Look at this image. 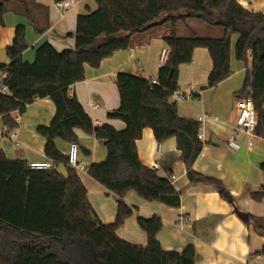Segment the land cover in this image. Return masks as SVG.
Wrapping results in <instances>:
<instances>
[{
    "label": "trees",
    "instance_id": "1",
    "mask_svg": "<svg viewBox=\"0 0 264 264\" xmlns=\"http://www.w3.org/2000/svg\"><path fill=\"white\" fill-rule=\"evenodd\" d=\"M95 1V10L78 15L73 50L57 55L45 42L36 47L34 61H26L23 53L30 44L26 26L20 24L7 49L9 62L0 65L7 74L3 83L8 91L0 90V116L7 132L19 126V116L38 98H52L57 110L49 124L37 128L46 137L45 154L54 166L34 168L27 160L8 158L0 149V264H92L91 254L106 264H196L193 243L181 251L162 247L159 215L138 216L140 228L148 235L147 245L130 242L117 233L136 210L125 200L130 190L146 200L172 207L181 204V193L172 179L160 177L155 167L141 159L137 141L146 127L153 129L159 142L175 136L190 181L213 185L223 198H233L222 180L194 169L205 143L199 137L203 121L181 116L172 95L179 90L180 65L192 62L198 47L208 48L212 56L209 87L230 77L234 73L232 37L238 34L235 56L245 64L246 75L235 95L255 100V135L264 138V12L245 8L238 0ZM34 2L0 0V19L14 10L28 16L36 30L43 32L32 13ZM194 19L211 32L190 26ZM180 25L185 26V34H179ZM157 31H163L169 50L158 82L130 71L119 72L121 104L108 116L123 120L126 128L96 124L72 86L85 79L86 65L97 68L115 52L133 47L137 35ZM77 128L93 134L107 148V157L91 163L87 171L116 196L113 222L101 220L77 168L57 147V138L78 142ZM60 163L66 166V174L58 170ZM261 168L264 171V162ZM263 196L264 191L252 193L256 200ZM247 223L264 236V217L250 214ZM259 254L264 256V245Z\"/></svg>",
    "mask_w": 264,
    "mask_h": 264
},
{
    "label": "crops",
    "instance_id": "2",
    "mask_svg": "<svg viewBox=\"0 0 264 264\" xmlns=\"http://www.w3.org/2000/svg\"><path fill=\"white\" fill-rule=\"evenodd\" d=\"M238 1L245 8L264 12V0ZM96 8L95 0H79L62 14L55 0H35L31 9L37 25L44 28L43 32L36 30L28 16L9 10L3 20L0 19V65L9 62L7 49L13 43L18 25L26 26V39L30 44L23 53V59L32 62L36 57V47L45 42L57 55L73 50L76 47L78 15ZM189 25L210 31L195 19ZM162 32L137 35L133 47L115 52L97 68L86 65L85 79L76 82L72 91L96 124L109 123L118 130L126 128L123 120L108 116L109 111L121 104L117 75L130 71L146 79L157 78L161 52L167 47ZM185 33V26L180 25L179 34ZM237 39L238 34H234L231 50L234 73L215 87L208 86L213 67L210 50L205 47L194 50L192 62L179 67V91L193 96L177 103L181 116L203 121L201 131L205 143L194 162V169L222 180L233 198H223L213 185L191 182L175 136L159 142L153 129L146 127L142 138L137 141L139 155L144 163L157 169L160 177L172 179L181 193V204L172 207L157 200H146L135 190L128 191L125 200L136 210L118 228L121 238L147 245L148 235L140 228L138 216L159 215L163 226L158 239L166 250L181 251L188 243H193L196 264H264V256L259 254L264 236L236 213L239 209L248 215L264 217V196L261 200L252 197L253 192L264 191V171L261 168L264 138L236 129L239 98L235 92L243 86L246 75L245 64L235 56L233 42L236 44ZM2 73L0 70V76ZM56 111L52 98H38L28 106L26 113L19 116V126L11 132H7L0 116V149L8 158L24 157L30 164L52 162L45 154L46 137L37 128L40 124H49ZM76 133L81 148L78 174L101 220L113 222L118 207L116 196L87 171L91 163L107 157V148L93 134L81 128H77ZM214 137L220 143L215 142ZM56 144L62 153L68 154L70 141L57 138ZM58 170L64 174L67 172L63 163L58 165Z\"/></svg>",
    "mask_w": 264,
    "mask_h": 264
},
{
    "label": "built area",
    "instance_id": "3",
    "mask_svg": "<svg viewBox=\"0 0 264 264\" xmlns=\"http://www.w3.org/2000/svg\"><path fill=\"white\" fill-rule=\"evenodd\" d=\"M78 1L79 0H62L55 2L58 8L60 9V11L62 12V14H64L70 9H72ZM168 54H169L168 48L164 47L161 52V59H160L161 65H163L166 62L168 58ZM6 75H7L6 72H3L2 76H0V90L2 92L8 91V87L3 83V79L7 77ZM154 82H158L157 78H154ZM191 96H193L191 93L185 94L177 90L172 95V100L173 101L176 100V102L178 103L179 101L187 99ZM254 101L255 100H253L252 98H239L237 100L238 115L236 119V129L239 131H245L255 135V131L258 125V112L256 111ZM199 137L203 139L204 134L200 132ZM79 151H80L79 143L76 141L70 142V148L67 154L68 163L76 168L81 165V161L79 158ZM31 166L34 168H50L54 166V161L34 162L31 164Z\"/></svg>",
    "mask_w": 264,
    "mask_h": 264
},
{
    "label": "water",
    "instance_id": "4",
    "mask_svg": "<svg viewBox=\"0 0 264 264\" xmlns=\"http://www.w3.org/2000/svg\"><path fill=\"white\" fill-rule=\"evenodd\" d=\"M215 142L220 143V141L214 137L213 138ZM19 160H24V157H18ZM236 213L244 220V221H248V214L244 211H241L239 209H236ZM90 259L92 260V264H106L104 262H99L98 259H96L94 254H91Z\"/></svg>",
    "mask_w": 264,
    "mask_h": 264
},
{
    "label": "rangeland",
    "instance_id": "5",
    "mask_svg": "<svg viewBox=\"0 0 264 264\" xmlns=\"http://www.w3.org/2000/svg\"><path fill=\"white\" fill-rule=\"evenodd\" d=\"M233 45H235V43L233 42ZM81 149V148H80Z\"/></svg>",
    "mask_w": 264,
    "mask_h": 264
}]
</instances>
